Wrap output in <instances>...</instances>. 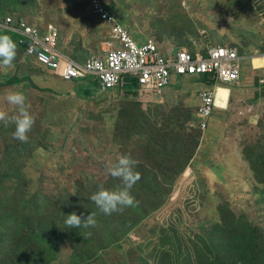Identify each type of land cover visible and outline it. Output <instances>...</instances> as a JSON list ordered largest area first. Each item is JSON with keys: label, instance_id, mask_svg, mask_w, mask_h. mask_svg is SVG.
<instances>
[{"label": "rangeland", "instance_id": "374dc122", "mask_svg": "<svg viewBox=\"0 0 264 264\" xmlns=\"http://www.w3.org/2000/svg\"><path fill=\"white\" fill-rule=\"evenodd\" d=\"M101 1L133 41L231 46L255 59L246 76L264 66V0ZM89 3L0 0V29L16 15L40 30L54 24L61 52L83 62L102 54L113 29ZM12 39L17 56L0 67V110L15 115L4 97L23 92L34 124L21 142L14 124L0 122V264H264V86L235 87V101L220 88L225 110L216 107L203 129L200 91L172 87L152 98L120 88L93 98ZM229 135L235 147L224 143ZM121 154L138 162L130 190L138 204L106 215L91 196L123 186L105 168ZM73 212L94 214L95 226L68 227Z\"/></svg>", "mask_w": 264, "mask_h": 264}, {"label": "built area", "instance_id": "2783aa9c", "mask_svg": "<svg viewBox=\"0 0 264 264\" xmlns=\"http://www.w3.org/2000/svg\"><path fill=\"white\" fill-rule=\"evenodd\" d=\"M89 5L99 21L108 28L113 25V29L108 42L103 44L102 54L83 62L59 51L61 32L54 24L40 30L19 22L20 18L9 17L4 18L3 27L8 30L4 32L19 35V42L28 48V56L65 81L81 83L95 98L120 88L127 91L133 82L138 95L161 98L169 87L204 79L198 115L203 119L202 128H206L216 110L219 87H234L240 82L241 57L237 49L219 45L203 52L187 48L167 50L154 38L143 43L133 41L101 0H90ZM16 26L20 28L14 29ZM261 83L264 84V79Z\"/></svg>", "mask_w": 264, "mask_h": 264}, {"label": "clouds", "instance_id": "9594fccd", "mask_svg": "<svg viewBox=\"0 0 264 264\" xmlns=\"http://www.w3.org/2000/svg\"><path fill=\"white\" fill-rule=\"evenodd\" d=\"M16 56L17 44L11 36L5 32H0V67H11ZM4 99L9 105L14 106L17 112L15 115L8 116L5 111L0 110V122H3L5 126L9 123L14 124L13 138L21 142H27V133L33 127L34 119L28 111L30 104L26 103L25 94L20 91H9ZM137 163L129 155L124 154L118 155L114 160L106 163V172L114 178H119L123 186L115 190H109L101 185L91 196V200L104 214L111 215L123 211L126 207L138 204L130 194V190L141 179L140 173L134 171V166ZM65 224L70 228L94 227V214L91 213L85 218L73 212L66 216Z\"/></svg>", "mask_w": 264, "mask_h": 264}, {"label": "crops", "instance_id": "0c3cea01", "mask_svg": "<svg viewBox=\"0 0 264 264\" xmlns=\"http://www.w3.org/2000/svg\"><path fill=\"white\" fill-rule=\"evenodd\" d=\"M103 2V1H102ZM104 3V2H103ZM105 4V3H104ZM106 5V4H105ZM107 6V5H106ZM16 17L17 18H24V16H21V15H16ZM99 20V19H98ZM99 22H101V21H99ZM102 23V22H101ZM103 24V23H102ZM48 25H50V24H48ZM47 28V27H46ZM104 28H106V29H109L108 27H106L105 25H104ZM110 31V30H109ZM110 33V32H109ZM17 38H18V40H19V38H20V36L18 35L17 36ZM145 41V40H144ZM144 41H141L140 43H143ZM162 47V46H161ZM163 49H166V48H164V47H162ZM174 48V47H173ZM173 48H170V49H173ZM176 48V47H175ZM176 49H178V48H176ZM59 51H61V49H59ZM250 59V58H249ZM258 61H262V59H258ZM241 64V63H240ZM264 67V66H263ZM263 67H259V68H256V69H253V75H251V76H246V66H245V64L244 65H242L241 64V79H240V82L238 83V85L237 86H250V85H253L254 84V80H255V82H258L257 84L259 85V86H264V84H262L261 83V80L262 79H264V70H261V69H263ZM255 71H257V73L255 74ZM52 73H56V72H52ZM259 73V74H258ZM58 74V73H57ZM255 74V75H254ZM59 75V74H58ZM60 76V75H59ZM61 77V76H60ZM64 80V79H63ZM67 82V81H66ZM65 82V83H66ZM193 82H195V83H199L200 82V84H202V85H200V84H198V85H192V84H187V83H185V84H181V85H174V87H181L182 86V88H181V90H184V91H187V92H189V91H191L192 93H196V91H202V90H204L205 89V86H203V85H205L204 84V79H195ZM66 84H68V83H66ZM189 85V86H188ZM83 85H81V87H82ZM237 86H234V87H228L229 89H230V91H231V94H232V98H234V101H235V87H237ZM66 87H70V85H66ZM190 87H192V88H190ZM83 88V87H82ZM169 88H172V87H169ZM169 88H167V89H165L164 91H163V94H165V93H167L169 90ZM222 88H225V87H222ZM227 88V89H228ZM84 89H86V88H84ZM189 90V91H188ZM217 92H218V90H217ZM91 97H93V95L91 94ZM93 98H95V97H93ZM232 101V100H231ZM197 102H199V100L197 101ZM216 102H217V99H216ZM217 106V105H216ZM228 107H229V104H228ZM218 108V107H217ZM221 109L222 110H225V109H223L222 107H221ZM216 111V110H215ZM208 124H210V123H208ZM212 129V128H211ZM212 136V135H211ZM214 137V136H213ZM231 137V138H230ZM215 138V137H214ZM228 143L229 144H227L226 142H224L225 144H226V146L227 147H235V137L234 136H231V135H229L228 137ZM202 147V146H201ZM231 149H233V148H231ZM226 152H227V150H225ZM197 160H199V157L198 156H196V158H195V161H197Z\"/></svg>", "mask_w": 264, "mask_h": 264}, {"label": "trees", "instance_id": "16d2710c", "mask_svg": "<svg viewBox=\"0 0 264 264\" xmlns=\"http://www.w3.org/2000/svg\"><path fill=\"white\" fill-rule=\"evenodd\" d=\"M6 34H8L9 36H11L12 38H17V36L13 33H10V32H5ZM250 61H253V60H250ZM14 82V79L11 78V79H6V84H11ZM222 88V87H219V89ZM219 89H218V92H217V102H216V105L218 104V94H219ZM90 95L92 94V92L88 89H85ZM136 92V82H133V85L131 86H128V89H127V93H135ZM80 96V95H79ZM218 107V106H216ZM219 109H221L220 107H218Z\"/></svg>", "mask_w": 264, "mask_h": 264}, {"label": "bare ground", "instance_id": "6f19581e", "mask_svg": "<svg viewBox=\"0 0 264 264\" xmlns=\"http://www.w3.org/2000/svg\"><path fill=\"white\" fill-rule=\"evenodd\" d=\"M127 29V28H126ZM131 35H132V33H131ZM133 36V35H132ZM135 40H136V38L135 37H133ZM260 59H262V60H264V56L263 57H261ZM250 60H255V59H252V57L250 58V59H241V64L242 65H246ZM259 66V65H258Z\"/></svg>", "mask_w": 264, "mask_h": 264}]
</instances>
